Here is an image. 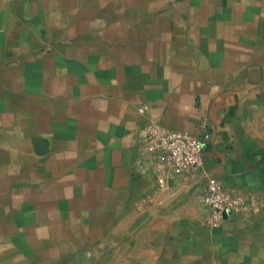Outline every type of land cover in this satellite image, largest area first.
Segmentation results:
<instances>
[{"label":"crops","instance_id":"0c3cea01","mask_svg":"<svg viewBox=\"0 0 264 264\" xmlns=\"http://www.w3.org/2000/svg\"><path fill=\"white\" fill-rule=\"evenodd\" d=\"M211 132L192 178L146 130ZM264 0H0V264H264Z\"/></svg>","mask_w":264,"mask_h":264},{"label":"built area","instance_id":"2783aa9c","mask_svg":"<svg viewBox=\"0 0 264 264\" xmlns=\"http://www.w3.org/2000/svg\"><path fill=\"white\" fill-rule=\"evenodd\" d=\"M211 137L206 128L196 135L177 130H146L141 140L149 156L150 169L160 174V188L165 184L164 175L185 179L194 177L203 168L206 146ZM200 199L212 216V224L228 218H248L264 209V197L231 189L215 179L204 185Z\"/></svg>","mask_w":264,"mask_h":264}]
</instances>
